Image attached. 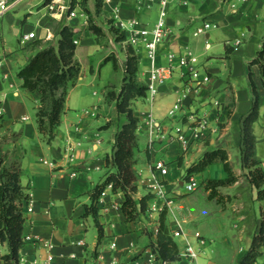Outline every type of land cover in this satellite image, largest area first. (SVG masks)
Segmentation results:
<instances>
[{
	"label": "crops",
	"instance_id": "0c3cea01",
	"mask_svg": "<svg viewBox=\"0 0 264 264\" xmlns=\"http://www.w3.org/2000/svg\"><path fill=\"white\" fill-rule=\"evenodd\" d=\"M21 1L17 0L12 7ZM56 1L57 6L69 9H64L61 15L56 16L55 12L52 13L47 8V3L51 0L27 2V10L38 17L36 24H25L24 32L35 31L37 36L32 41H27L22 50H16L12 45L7 46L6 39L0 37V114L5 115L0 128L3 135L0 136V144L10 147L9 156L12 160H17L22 168L21 183L27 186V191L31 192L35 200L34 210L24 212L26 221L23 235H31L32 238L21 247L19 255L22 259L18 264H30L36 260L41 264L47 257L46 249L37 243L36 237L53 242V264H161L162 259L153 248L158 239L160 214L165 208L171 233L180 224L183 226V235H173L180 249L187 240L200 247L198 264H238L264 222V199L259 197L258 188L250 181L249 169L243 167L241 153V119L253 106V79L260 106L258 118L253 124L255 149L256 156L264 167V72L259 62H253L264 48V0H186V3H183L184 0H171L168 7L171 32L160 45L159 64L167 63L169 51L179 55L186 48H191V37L196 38V42L202 41L203 54L213 47L222 52L221 44L224 43L227 54L225 78L218 81L212 79L197 90L188 91L181 68H176L166 82L159 86L152 106L143 98L133 101L132 106L140 116L137 130L140 147L134 166L138 175L137 191L133 196L141 211L133 220L126 219L122 209L125 193L114 191L111 184L105 187L98 198V216L87 211L93 201L94 187L105 180L110 169L115 170L113 165H107L106 157L112 154L116 132L123 124L119 118L123 122L127 118L125 113L119 112L117 101L108 98L106 93L114 106H107L103 115L97 105L75 106L71 99L76 94L81 71L76 84L70 88L66 109L56 129V137L52 143H48L40 132L37 121L41 95L38 91L26 89L18 76V71L32 55L48 42L54 43L55 39L57 42L64 24L73 26L76 32V53L80 43L79 35L96 36L88 25V18L95 8L90 7V0L85 1L88 3L87 7L82 0ZM95 4L96 0L94 6ZM154 6H157L155 12ZM116 8L118 12L115 11ZM101 9L111 18L112 24L121 30L120 22L131 18H138L144 25L153 28L159 18L160 5L156 2L151 7H146L139 5L137 0H102ZM9 10L0 16H6L11 28L19 34L21 28L15 26L20 20L16 23ZM71 10L75 11V15L70 16ZM204 21L212 23L208 31L194 35L195 28ZM48 27L53 35L51 40L44 39ZM91 41L93 40L90 39ZM228 47L232 51L228 52ZM135 48L140 56L138 78L147 84V50L142 44ZM108 55L110 54H105L104 59ZM195 55L198 63L199 54ZM262 60L264 62V56ZM120 65L124 72V65L118 60L117 68ZM206 70L210 73L213 72L211 70L221 71L218 67L208 66ZM241 76L245 77L244 82L238 80ZM23 90L38 102L35 122H29L30 116L24 113L26 108L19 99ZM213 96H217L215 100ZM180 97L182 107L175 116L170 117L169 111ZM211 102L213 106L205 108ZM196 104L201 106L196 107ZM150 109L160 127L153 149L149 147L147 124ZM198 118H204L206 126L200 137L193 139ZM169 126L174 127L175 132L168 135ZM180 132H186L192 142L187 150H183L180 140L174 138ZM70 145L75 147L73 153L68 149ZM216 148L227 151L231 167L238 177L235 182L219 187L223 194L232 196L226 202H231L233 213L243 223L237 234L232 235L222 229L225 242L232 250L228 255L222 254L208 234L198 226L195 231L184 228L183 223L193 221L198 213L193 211L187 215L185 205L176 201L182 196L177 188L178 184H185L191 177L201 179L200 185L205 188L203 181L227 177L228 173L220 161L199 173L187 176L189 166L206 151ZM158 158L164 159L168 165V173L165 175L154 167ZM242 173L245 174L246 182L240 180L239 175ZM155 179L164 184L165 195L154 190ZM148 193L153 196L146 200L145 209L141 210L140 199ZM206 193L210 194L207 188ZM97 220L103 228L100 243ZM217 227L218 230L221 229V226ZM197 231L206 239L205 243L198 241L195 234ZM177 237H180V241ZM238 239L245 240V245L235 247L234 240ZM7 252V243L0 242V264H4L1 255ZM255 264H264V247L263 254Z\"/></svg>",
	"mask_w": 264,
	"mask_h": 264
},
{
	"label": "trees",
	"instance_id": "16d2710c",
	"mask_svg": "<svg viewBox=\"0 0 264 264\" xmlns=\"http://www.w3.org/2000/svg\"><path fill=\"white\" fill-rule=\"evenodd\" d=\"M86 0H83L85 2ZM100 8L102 0H96ZM90 30L98 37L103 28L90 20ZM115 39L123 42L127 35L124 30L113 25ZM75 30L73 26L64 24L60 29L57 44L48 42L42 49L32 55L28 62L20 68L18 76L23 81V86L30 91L40 93V105L37 111L38 127L48 143H52L56 137V129L61 123L62 115L66 109V102L70 88L73 87L81 74V64L76 58L77 43L75 42ZM127 58L124 64V77L119 93L114 90L107 92V97L117 101L120 113L126 114V121L116 132L115 143L111 155L106 157L107 165H113L105 180L97 184L92 191V204L87 211L96 217L99 213L97 204L100 194L108 184L114 191H123L125 199L122 209L126 219L133 220L140 214L138 201L133 194L137 191L136 153L139 150V138L137 130L140 126V116L136 114L132 103L136 99H146L148 84L138 78L140 56L132 44L127 46ZM232 48L228 47V52ZM264 48L253 59L259 62L264 72ZM113 60L118 67V60L113 55H108L105 61ZM254 87V101L251 110L241 119L242 139L241 153L242 165L249 169L250 181L258 188V194L264 199V167L256 156V136L253 124L259 115V94L252 79ZM5 115L0 114V128L3 126ZM222 162L228 173L225 178H209L202 183L210 190V198H217L223 202L224 197L219 187L235 182L238 177L234 173L228 153L223 148L206 151L197 161L187 169V176L199 173L215 162ZM22 168L17 160L10 164L5 161L0 152V242L7 243L8 252L1 255L4 264H18L20 249L24 244V226L26 217L23 206L29 196L27 186L21 183ZM153 195L148 193L140 199L141 210L145 209L146 200ZM99 226V243L103 237V228ZM264 247V222L260 231L254 236L250 248L240 257L238 264H255L263 254ZM154 251L162 260H178L180 247L173 237L167 223V209H163L159 218L157 243ZM97 255V252L95 253Z\"/></svg>",
	"mask_w": 264,
	"mask_h": 264
},
{
	"label": "rangeland",
	"instance_id": "374dc122",
	"mask_svg": "<svg viewBox=\"0 0 264 264\" xmlns=\"http://www.w3.org/2000/svg\"><path fill=\"white\" fill-rule=\"evenodd\" d=\"M28 1L30 0H22L19 4H16L8 11L9 14L14 16L15 22L18 19L20 20V22L15 26V28H21V32L19 34L16 33L14 28H11V24L6 19V16H0V37L6 39L5 41L7 46L12 45L16 50H22L23 46L27 44V41H25L22 37V35L26 33L24 32L25 24H36L38 17L37 15L30 14L32 12L31 10H27ZM83 4L86 7L88 5L87 2H83ZM90 7L95 8L93 9V14L88 18V25H90V20H92L95 24L100 25L103 28V31L98 37L87 34L79 35L80 43L78 45L76 57L81 64L82 74L75 89L76 94L72 96L71 100L75 106L92 107L97 105L103 115L106 113L107 106H114L113 101L106 97V93L114 90L117 95L120 91L124 76L121 65L119 68H116L113 60L105 61L104 56L105 54L113 55V57L124 65L126 61L125 58H127V56H125V50H127L128 43L124 41L122 42V45V43H119L114 39L115 32L111 29L113 27L111 18L102 11L101 7L98 8L97 4L94 6V0H90ZM154 7L155 12L157 6ZM90 39L93 41L90 42ZM96 39L98 41H96ZM191 39V48L197 55L199 54L197 63L198 68L203 72H208L206 70V66L210 68L218 67L221 71L215 72L214 70H211L213 72H208L211 75V81L212 79H215L216 81L220 78L224 79V69L227 58L224 43L221 44L222 52L218 51L219 48L217 49L216 47H213L211 50L206 52V54H203L202 51L204 48L202 41L196 42V38L193 37H191ZM55 40L54 43L57 44ZM240 79L243 82L245 81L244 76L238 78V80ZM217 96H213V99L215 100V97ZM19 99L26 108L24 113L30 116L29 122H35L38 102L33 97L26 95L24 90L22 91V96ZM198 106L201 105L196 104V107ZM211 106H213L212 102L205 105V108L210 109ZM119 119L122 120L121 123H123V119ZM171 132H175V128L169 126L167 134L169 135ZM1 135L2 134L0 133V136ZM1 148V154H3L5 161L10 164L13 161L11 159L12 157L9 156V151L11 150L10 147L1 146ZM239 176L241 177V181L245 180L246 182L244 173ZM199 180L201 182V179ZM242 183L243 182H241V184ZM177 188L182 193V196L177 198L176 201L185 205V213L187 215L193 211L198 213V217H196L193 221L183 223L184 228L187 230L191 228L192 231H195V227L198 226L199 229L208 234V237L212 240L214 246H216L217 249H220L222 254L228 255V252H231L232 250L230 245L225 242V236L222 235V229L224 228L226 233L233 235L239 233L243 226L241 218L237 217L233 213V207L230 205L231 202H226L228 198H232V196L223 194L220 191L226 200L224 199L223 202H219L218 199H211L206 193V188L202 185H199L197 190L193 192H188L185 184H178ZM217 226H221V229L218 230ZM177 240L180 241V237H177ZM240 245L244 246L245 240H234L235 247H239Z\"/></svg>",
	"mask_w": 264,
	"mask_h": 264
},
{
	"label": "built area",
	"instance_id": "2783aa9c",
	"mask_svg": "<svg viewBox=\"0 0 264 264\" xmlns=\"http://www.w3.org/2000/svg\"><path fill=\"white\" fill-rule=\"evenodd\" d=\"M139 5L151 7L154 3L158 2L160 5L159 18L157 23L153 28H149L144 25L138 18H131L130 20H122L120 22V26L122 30L125 31L127 38L125 40L126 43L132 44L133 46L144 45L147 50V55L149 58V66L147 68V72L149 75L148 81V91L146 100L150 104V106L154 103L155 95L159 90V86L166 82V80L173 74L176 68H181L182 75L186 81V87L188 91L197 90L203 84L208 83L211 80V75L208 72L201 71L197 66V56L191 48H186L184 52L181 54H176L173 51H169L167 53V63L159 64V49L162 42L165 40L167 35L171 32L169 23H168V7L171 0H137ZM17 0H0V15L9 10ZM187 1L184 0L183 3ZM47 8L50 12H55V15H61L64 9H69V7L58 5L56 0H51V2L47 3ZM118 12V9H115ZM75 15V11L71 10L70 16ZM212 23L210 21H204L203 24L197 26L194 30V35L198 36L201 34H205ZM36 32L30 31L24 33L22 35L25 41H32L36 38ZM45 40L53 39V35L51 29L47 28V33L44 36ZM75 42L78 43V40L75 39ZM218 103V102H216ZM183 101L182 97L178 98L174 103L173 107L170 109V116H175L176 112L179 111L182 107ZM197 126L195 127V132L193 133V139L199 138L201 132L206 126V120L204 118L197 119ZM148 129H149V147L153 149L154 142L156 139V135L159 133V125L152 115L151 109L148 114L147 119ZM174 138L180 140L182 144L183 150H187L191 145V140L187 136L186 132H180L175 134ZM170 139H173L170 137ZM80 143V142H79ZM69 151L73 153L75 147L73 145L69 146ZM154 167L165 175L168 173V165L166 161L162 158H158L154 162ZM76 170L73 171L75 173ZM200 185V180L197 178H189L185 181V187L187 191H193ZM164 184L157 179H155V183L153 184L154 190H156L159 194L165 195L166 190L163 189ZM29 196L24 201L23 211L31 212L34 210L35 200L32 197L30 191ZM184 234L183 226L180 224L179 227L174 231V236H181ZM196 238L200 243H205L206 239L201 235L199 231L196 233ZM32 238L31 235H27L24 237V242L28 239ZM37 243L42 245L47 252V257L43 260L41 264H53L54 254L52 249L54 247L53 242L47 239H42L39 237L35 238ZM201 254L200 247L196 246L192 241L187 240L185 246L180 249V254L178 260L169 261L162 260L161 264H198V258ZM22 258L19 256V262ZM30 264H40L39 261H34Z\"/></svg>",
	"mask_w": 264,
	"mask_h": 264
}]
</instances>
